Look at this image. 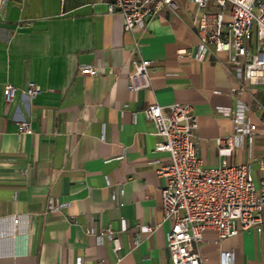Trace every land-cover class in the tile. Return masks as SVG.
Masks as SVG:
<instances>
[{"label": "crops", "instance_id": "0c3cea01", "mask_svg": "<svg viewBox=\"0 0 264 264\" xmlns=\"http://www.w3.org/2000/svg\"><path fill=\"white\" fill-rule=\"evenodd\" d=\"M106 2L0 0V264H169L172 221L163 219L165 180L157 175L169 158L154 151L160 138L143 116L147 106L190 105L204 166H248L255 184L262 176L264 87L239 98L255 125L252 140L220 156L215 140L234 125L217 111L236 107L230 90L237 81L227 54L213 45L197 58L196 7L174 0L175 13L163 11L143 31L127 32ZM136 58L150 61V87L131 92ZM83 65L98 74L81 75ZM29 82L40 90L35 98L17 94L4 102L6 85L22 90ZM18 122L29 123V132ZM49 198L64 206L48 212ZM107 229L118 254L107 237L98 240ZM194 247L201 264H225L226 251L233 252L230 264H264V226L220 241L208 230Z\"/></svg>", "mask_w": 264, "mask_h": 264}, {"label": "built area", "instance_id": "2783aa9c", "mask_svg": "<svg viewBox=\"0 0 264 264\" xmlns=\"http://www.w3.org/2000/svg\"><path fill=\"white\" fill-rule=\"evenodd\" d=\"M6 1V0H3ZM63 1V0H60ZM107 12L118 13L123 29L134 32L144 30V24L163 11L175 13L174 0H106ZM196 7L193 26L198 38L197 58L213 45L215 52L227 54V70L237 86L231 88L235 97L234 109L219 108L218 113L231 119L232 134L217 138L215 144L220 156L231 155L244 138L252 140L255 125L247 121V107L239 101L250 87H264V0H186ZM136 48V46H135ZM186 52L179 50L178 59ZM133 72L128 75L127 89L131 92L150 87V61L136 58L131 61ZM81 75H96L91 65L78 68ZM40 93L33 82L19 90L6 85L3 98L9 104L17 94L32 100ZM144 118L152 125L153 135L160 138L155 152L168 155L169 163L159 166L157 175L164 178L161 188L160 209L164 220L172 226L166 234L169 264H201L195 249L205 231H214L218 240L233 237L239 232L254 230L261 233L264 226V159L259 160L262 176L257 184L248 166L228 165L222 161L218 166L206 167L197 153L194 132L197 118L190 105L171 104L164 110L150 105L142 110ZM20 132H29L27 122H18ZM64 205L47 201L48 212H58ZM19 215L12 217L17 225ZM150 231L149 228H144ZM108 238L115 254L121 246L110 230L101 231L98 240ZM139 243L133 242L135 248ZM232 251L222 252L221 259L230 264ZM75 264H81L78 259Z\"/></svg>", "mask_w": 264, "mask_h": 264}]
</instances>
